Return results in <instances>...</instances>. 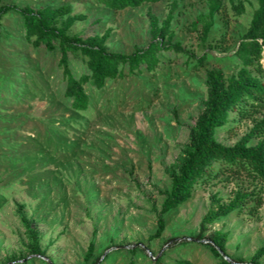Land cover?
Here are the masks:
<instances>
[{
    "label": "rangeland",
    "instance_id": "374dc122",
    "mask_svg": "<svg viewBox=\"0 0 264 264\" xmlns=\"http://www.w3.org/2000/svg\"><path fill=\"white\" fill-rule=\"evenodd\" d=\"M235 1L244 3V12L236 13L226 0L204 40L195 21L207 11L205 0H161L121 11L96 0H1L32 7L71 4L74 13L87 15L76 32L110 30L109 51L122 53L151 40L149 10L162 21L176 2L172 41L207 57L196 65L185 53L162 51L151 72L125 70L100 90L86 85L89 108L76 112L64 96L59 54L34 48L21 16L6 14L0 38V264H150L160 256L163 264H218L208 242L214 230L228 232L225 253L234 259L248 261L264 244V180L236 173L198 183L187 201L164 214L163 235L150 238L170 188L169 169L180 164L203 108L207 71L222 68L231 76L239 67L233 49L257 2ZM69 66L75 77L87 71L72 56ZM261 118L264 110L244 117L231 112L216 138L232 145ZM238 189L254 191L261 206L254 198L198 238L210 196L227 202ZM25 221L37 231L42 255L30 251ZM90 240L94 253L86 260Z\"/></svg>",
    "mask_w": 264,
    "mask_h": 264
},
{
    "label": "trees",
    "instance_id": "16d2710c",
    "mask_svg": "<svg viewBox=\"0 0 264 264\" xmlns=\"http://www.w3.org/2000/svg\"><path fill=\"white\" fill-rule=\"evenodd\" d=\"M96 1L108 9L121 11L161 0ZM225 1L205 0L207 11L198 15L195 21V25L201 24L204 40L211 33L217 17L223 12ZM256 2L257 7L253 10L249 25L239 35V41L233 49V56L239 62L236 73L226 76L222 68H212L206 73V97L201 101L203 108L189 130L188 143L180 164L169 169L170 188L163 192L164 199L151 239L163 235L166 228L164 214L187 201L198 183L227 173L245 174L253 180H264V118L255 120L249 131L232 145H225L216 138V129L229 121L231 112L244 117L264 110V0ZM231 4L236 13L244 12L242 1L231 0ZM176 7L174 2L162 21L149 10L151 40L146 46L137 47L131 53L109 51L106 40L110 30L103 35L96 33L88 36L76 32L75 25L86 20L87 15L74 13L72 5L68 3H47L32 7L28 4L2 3L0 0V38L4 16L8 13L19 14L26 41L34 48L59 54L58 68L65 81L64 96L71 99L74 111L84 112L90 104L86 85L100 90L108 80L123 77L125 70L128 74H140L144 69L151 72L159 64V54L162 51L185 53L196 65L205 62L207 55L196 56L183 49L180 42L172 41L175 34L171 29V21ZM70 56L80 60L87 71L75 77L69 66ZM255 138L257 141L251 143ZM254 193L238 189L227 202H223L216 193L212 194L210 206L201 219L197 237L203 238L209 224L233 211H241L254 198L256 207H260L262 200L256 198ZM25 224L30 237V251L42 255L37 231L28 221ZM227 240V231L214 230L208 236L210 249L218 258V264H259L264 257L263 244L248 261L231 258L225 253ZM93 253L94 241L90 240L85 259L91 258ZM224 255L230 260L225 259ZM150 264H163L161 256ZM178 264L194 263L180 260Z\"/></svg>",
    "mask_w": 264,
    "mask_h": 264
},
{
    "label": "water",
    "instance_id": "95a60500",
    "mask_svg": "<svg viewBox=\"0 0 264 264\" xmlns=\"http://www.w3.org/2000/svg\"><path fill=\"white\" fill-rule=\"evenodd\" d=\"M221 253H223V252H221ZM224 258L227 260H230V258L227 255H224Z\"/></svg>",
    "mask_w": 264,
    "mask_h": 264
}]
</instances>
